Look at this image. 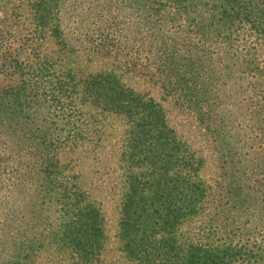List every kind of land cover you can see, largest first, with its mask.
Returning <instances> with one entry per match:
<instances>
[{"label":"trees","instance_id":"1","mask_svg":"<svg viewBox=\"0 0 264 264\" xmlns=\"http://www.w3.org/2000/svg\"><path fill=\"white\" fill-rule=\"evenodd\" d=\"M133 6L139 15L154 19L160 34L153 25L142 29L144 23L123 27L122 39L91 38L92 54L86 57L102 58L105 64L84 72L56 12L53 23L38 19L39 32H53L55 55L29 71L17 58L2 63L11 74L19 72L20 84L0 86V136L14 137L20 151L33 150L36 163L26 167L37 166L31 168L36 195L44 197L48 216L55 211L56 240L69 247L75 264H100L104 219L96 202L86 200L81 181L60 176L62 168L74 165L72 159L58 165L55 143L61 148L96 142L105 134L108 124L103 120L109 117L123 126L119 238L126 257L136 264H264V147L247 161L217 126L209 109L214 83L205 82L209 75L202 79L203 86L195 81L200 77V51L192 50L202 48L205 60L207 53L210 58L230 55L248 61L259 82L264 80V67L254 57L264 46V0H134ZM244 48L245 53H239ZM120 68L133 69L165 95L187 102L219 141L224 194L215 204L209 206L203 157L169 124L163 103L125 83ZM9 160L0 156V180L13 171L6 170ZM78 177L71 174L74 180ZM184 226L194 229L183 231ZM10 240L18 245L17 239Z\"/></svg>","mask_w":264,"mask_h":264},{"label":"rangeland","instance_id":"2","mask_svg":"<svg viewBox=\"0 0 264 264\" xmlns=\"http://www.w3.org/2000/svg\"><path fill=\"white\" fill-rule=\"evenodd\" d=\"M38 2L40 0H0L1 87L20 84L19 72L11 74V70L2 63L8 64L11 59L17 58L22 62L25 71H29L42 67L41 60L55 55L53 32L47 30L44 33L37 29L38 19L55 22V12L56 16L62 19L64 31L74 44L72 53L74 57L78 55L75 60L79 62L82 72L99 69L105 64L102 58L94 57L90 60L86 57L89 56L88 53L92 54V39L98 41L99 37L104 36L122 39L126 33L122 28L128 25L129 29L144 23V26H147H142V29L153 25L157 34L162 30L155 27L156 22L148 18V15H139L141 12L133 6L134 0H60L61 4L56 6L55 0H42L43 3L37 6ZM163 25L166 27L165 23ZM124 43L126 42L122 45ZM192 50L200 51V60L196 67L197 76L201 78L195 81L203 86L202 79L209 75L208 78H212L209 83L208 80L205 82L209 86L214 83L211 91L214 100L209 108L215 117L214 121L218 127H223L224 134L230 139L233 147L239 148V151L242 150V153L249 157L247 161L256 158L258 151L264 147V80L259 82L248 61L231 59L230 55L210 58L207 53L205 60L202 48ZM132 51L131 48L129 52ZM245 51L244 48L239 53ZM4 55L8 59H5ZM254 57L259 60V65L264 67V46L257 48ZM118 71L122 73L125 83L150 92L163 103L169 124L203 157L202 176L209 185L211 206L224 194L218 154L219 141L210 134L205 122L198 118L195 110L185 105L187 102L182 103L165 95L158 84L133 72V69L120 68ZM203 105L204 109H208L207 103ZM103 121L108 126L105 128V134L95 139L97 143L82 141L61 148L55 143L58 165L70 159V163L74 165L73 169L62 168L64 174L60 176L74 182L81 181L88 193L86 200L96 202L101 209L105 243L100 264H136L126 257L119 238L123 187L118 152L123 126L119 120L111 117ZM239 140H242V143L238 142ZM18 149L21 147L19 148L14 137L6 134L0 136V156L9 157L6 170L11 173L13 169L11 175L0 180V233L3 230L5 235L0 236V264H75L69 247L56 240L55 230L57 231L58 225L55 211L54 216H48L46 203H42L44 197L38 198L36 195V177L31 168L37 166L32 165L30 169L26 167L35 162L36 158H32L33 150L26 147L22 151ZM252 165L254 166L255 162H252ZM249 169L251 171V168ZM73 173L79 174L76 180L71 178ZM258 177L261 176L254 175L253 179ZM52 200L56 205L54 199ZM193 227L184 226L183 231H193ZM195 236L198 237V234ZM10 238L17 239L18 245L13 246Z\"/></svg>","mask_w":264,"mask_h":264}]
</instances>
